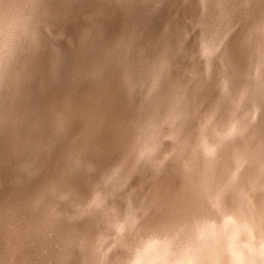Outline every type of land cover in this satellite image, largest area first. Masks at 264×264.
Wrapping results in <instances>:
<instances>
[{"label":"clouds","instance_id":"9594fccd","mask_svg":"<svg viewBox=\"0 0 264 264\" xmlns=\"http://www.w3.org/2000/svg\"><path fill=\"white\" fill-rule=\"evenodd\" d=\"M148 5L0 0V264H264V0Z\"/></svg>","mask_w":264,"mask_h":264},{"label":"rangeland","instance_id":"374dc122","mask_svg":"<svg viewBox=\"0 0 264 264\" xmlns=\"http://www.w3.org/2000/svg\"><path fill=\"white\" fill-rule=\"evenodd\" d=\"M175 5V7H173ZM169 8H171V12L168 8L164 11L160 12L158 15L153 13V9L151 5L143 8L140 15L130 21V24H139L140 27H151L153 30H162L164 24L171 18V15H174L177 10L180 11L181 17L185 15V13L190 14L191 8L190 6L184 9L179 8V0H169ZM111 23V22H110ZM118 23V21H117ZM112 27H116V23H112ZM72 27L69 28V33L72 32Z\"/></svg>","mask_w":264,"mask_h":264}]
</instances>
